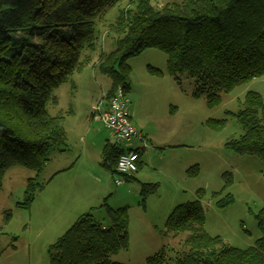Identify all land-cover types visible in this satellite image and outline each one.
Returning <instances> with one entry per match:
<instances>
[{
  "label": "trees",
  "instance_id": "obj_1",
  "mask_svg": "<svg viewBox=\"0 0 264 264\" xmlns=\"http://www.w3.org/2000/svg\"><path fill=\"white\" fill-rule=\"evenodd\" d=\"M120 1L0 0V190L7 170L22 166L41 173L48 153L66 145L65 115H52L48 107L58 104L55 90L90 62L84 56L96 50L97 23ZM132 1L135 10H128L118 24L116 49L102 54L97 63L99 72L112 80L106 99L120 85L130 91L128 61L149 48L167 55V72L179 84L184 77L193 80V97L206 99L210 109L239 85L264 76V0H183L159 8L152 0ZM149 71L163 75L151 67ZM227 114L236 118L243 134L229 139L226 147L264 161V97L250 91L242 108ZM226 124V119L207 121L215 130ZM123 152L107 142L101 165L116 172ZM189 173L196 176L198 167ZM223 179L222 191L213 194L219 208L234 202L231 194L218 199L233 183L230 173ZM36 185L29 180L18 207L30 208ZM141 186L142 203L159 189L158 184ZM204 194L200 190L195 201L176 206L166 220V237L185 235V250L170 264H264V208L256 215L261 237L240 249L206 231ZM93 210L78 217L50 246L51 264H124L111 257L129 248L128 207L106 206L108 223L97 222ZM145 264H169L166 248Z\"/></svg>",
  "mask_w": 264,
  "mask_h": 264
},
{
  "label": "rangeland",
  "instance_id": "obj_2",
  "mask_svg": "<svg viewBox=\"0 0 264 264\" xmlns=\"http://www.w3.org/2000/svg\"><path fill=\"white\" fill-rule=\"evenodd\" d=\"M181 1L151 3L159 8ZM132 2L121 0L100 19L96 50L86 51L84 56L90 57V62L83 60L82 68L54 92L58 104H50L48 110L52 115H65L66 145L48 153L41 173L22 166L5 173L0 190V264H51L50 246L78 217L94 209L95 220L108 223L106 206L128 207L130 245L112 256V261L145 264L147 258L166 248L170 264L185 250V235L166 237V220L176 206L195 201L200 190L205 192L201 202L210 235L240 249L254 245L261 237L256 215L264 208V161L255 155H238L226 147V142L243 134L236 118L227 112L237 113L250 91L264 97V76L239 85L222 96L219 106L210 109L206 99L193 97L194 81L184 77L179 84L167 72V55L149 48L128 61L131 89L127 94L133 125L151 141L145 139L143 143L134 138L130 143H118L100 121L92 118L90 106L97 107L106 100L112 87V80L99 72L97 63L102 54L116 49L120 18L135 10ZM150 67L163 75L152 74ZM213 119H226L227 124L215 130L207 125ZM107 142L127 150L145 148L140 155L143 166L135 174L137 180L126 181L101 165ZM196 166L198 174L190 175L189 170ZM225 173L233 176V183L218 199L231 194L234 202L219 208L213 194L222 191ZM30 179L37 183L35 199L30 208L18 207L25 200ZM117 179L122 181L120 185ZM146 183L158 184L159 189L142 203L141 185Z\"/></svg>",
  "mask_w": 264,
  "mask_h": 264
},
{
  "label": "built area",
  "instance_id": "obj_3",
  "mask_svg": "<svg viewBox=\"0 0 264 264\" xmlns=\"http://www.w3.org/2000/svg\"><path fill=\"white\" fill-rule=\"evenodd\" d=\"M130 99L123 86H118L111 97L94 107L93 116L100 121L116 138L117 142L130 143L138 138L145 143V138L132 123L129 111ZM140 150L130 149L121 153L116 162V173L132 177L139 169ZM121 180H116L120 185Z\"/></svg>",
  "mask_w": 264,
  "mask_h": 264
},
{
  "label": "crops",
  "instance_id": "obj_4",
  "mask_svg": "<svg viewBox=\"0 0 264 264\" xmlns=\"http://www.w3.org/2000/svg\"><path fill=\"white\" fill-rule=\"evenodd\" d=\"M109 92V91H108ZM108 94V93H107ZM106 94V95H107ZM90 108L92 109V110H94V107H92V106H90ZM92 116H93V112H92ZM93 119H95L94 118V116L92 117ZM136 126V125H135ZM137 127V126H136ZM137 129L139 130V132H141L142 133V136L146 139V140H150L151 141V139H149V137H148V135L147 134H144L143 133V130L142 129H139L138 127H137ZM139 142H141V140L140 139H138V138H136ZM131 149H135V148H131ZM124 151H126L127 149H123ZM128 150H130V149H128ZM136 150H138V148L136 149ZM139 150H140V153H141V156L143 155V151L145 150V148L143 147V149H140L139 148ZM141 165L143 166V162H141ZM142 168V167H141ZM140 168V169H141ZM136 180H137V178H136V176L134 177Z\"/></svg>",
  "mask_w": 264,
  "mask_h": 264
}]
</instances>
